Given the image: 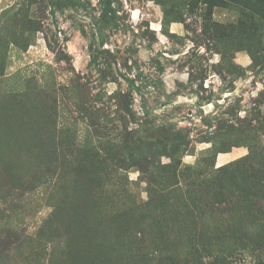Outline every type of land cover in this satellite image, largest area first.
Masks as SVG:
<instances>
[{
    "label": "rangeland",
    "instance_id": "rangeland-1",
    "mask_svg": "<svg viewBox=\"0 0 264 264\" xmlns=\"http://www.w3.org/2000/svg\"><path fill=\"white\" fill-rule=\"evenodd\" d=\"M202 1L0 0V264H264V0Z\"/></svg>",
    "mask_w": 264,
    "mask_h": 264
},
{
    "label": "trees",
    "instance_id": "trees-1",
    "mask_svg": "<svg viewBox=\"0 0 264 264\" xmlns=\"http://www.w3.org/2000/svg\"><path fill=\"white\" fill-rule=\"evenodd\" d=\"M203 3L205 2L204 0L202 1ZM206 4H208L207 2H205ZM206 20V19H205ZM175 21H179L178 19L173 20V22ZM181 22V20L179 21ZM251 57H254V52L251 50L250 53ZM183 136L181 135V133L178 132H173V136L170 138L172 139L170 142H172V144L168 143V145H164L163 147V151L167 150V153L170 152V150L175 147V150H180L181 146L185 145L187 146L188 140L187 138L182 140V143L180 142V138H182ZM169 139V140H170Z\"/></svg>",
    "mask_w": 264,
    "mask_h": 264
},
{
    "label": "crops",
    "instance_id": "crops-1",
    "mask_svg": "<svg viewBox=\"0 0 264 264\" xmlns=\"http://www.w3.org/2000/svg\"><path fill=\"white\" fill-rule=\"evenodd\" d=\"M181 22H179V21H175V22H173V27H174V25H176L177 26V28H178V26H180V25H177V24H180Z\"/></svg>",
    "mask_w": 264,
    "mask_h": 264
}]
</instances>
